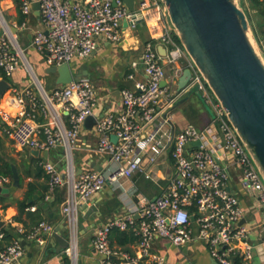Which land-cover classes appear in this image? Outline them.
I'll return each instance as SVG.
<instances>
[{"label":"built area","instance_id":"1","mask_svg":"<svg viewBox=\"0 0 264 264\" xmlns=\"http://www.w3.org/2000/svg\"><path fill=\"white\" fill-rule=\"evenodd\" d=\"M33 2L39 3L40 23L31 32L30 45L43 57L46 67L88 58L97 49L99 39L122 43L125 33L135 31L141 21L154 33L142 45L144 80H136L137 63H131L126 78L133 81V87L119 91L120 111L106 113L90 130H85L84 122L93 115L99 101L97 88L85 77L50 91L42 89L33 77L25 86L12 85L10 80L23 51L17 36L3 26L0 16V73L5 78L0 80L9 83L0 97V135L8 137L20 150L63 149L64 175L51 161L41 164L48 177L44 201L52 200L57 190L66 189L61 212L68 227L69 244L62 255L77 264L78 208L89 205L91 198L105 189L106 180L113 186L120 178L140 175L160 192L154 198L136 194L127 214L94 229L92 247L100 257L99 264H165L163 256L151 252L154 238L175 248L201 242L217 264H250L256 248L250 238L252 230L257 229L262 235L264 246V182L224 110L174 40L161 1L139 0L130 11L124 0H22L25 20L20 30L27 27ZM155 40L170 47L166 57L158 52ZM181 60L185 63L180 68L177 64ZM164 65L170 67V77ZM185 68L190 69L191 78L178 92L177 81ZM192 92L210 109L211 120L201 130L189 124L177 131L172 110ZM38 112L46 122L37 121ZM83 131L98 138L94 147L83 150L89 156L105 159L102 172L87 169L76 173L74 152L81 150ZM111 136L117 138L116 143L111 142ZM191 142L200 145L187 147ZM114 164L118 166L112 168ZM156 166L160 168L157 173ZM232 172L237 173L250 205H245L235 192ZM9 183L8 177L0 176L1 187ZM35 210L30 207L31 212ZM254 212L259 220L250 226L246 221ZM113 229L131 230L138 237L135 255L110 247L109 234ZM18 232L23 233V229ZM54 232V225L41 221L27 235L38 245H45ZM2 239L0 233V242ZM23 255L22 245L13 240L0 249V264H13Z\"/></svg>","mask_w":264,"mask_h":264},{"label":"crops","instance_id":"2","mask_svg":"<svg viewBox=\"0 0 264 264\" xmlns=\"http://www.w3.org/2000/svg\"><path fill=\"white\" fill-rule=\"evenodd\" d=\"M138 2L139 0H135V7ZM0 16L9 26L13 27V25H15L18 28L16 34L17 41L20 49L23 51L21 65H23L24 68L21 67L20 63L17 65L10 83L14 86L21 87L29 84L32 77L38 79L37 76L34 75L35 72H43L46 75L45 68L47 67L44 63L43 57L35 52L30 45L31 32L38 27L40 23L39 17H36L32 13V15L26 19V29L20 30L19 27L24 21L18 24V11L13 0H0ZM152 33L153 31H151L146 23L141 22L138 24L135 31H127L125 33L122 43L113 44L99 39L97 49L91 54V56L84 60H76L78 62L74 60L75 62L70 64L73 70H78L82 65H87L88 67L90 72L89 79L98 90L99 101L97 107L93 111V116L96 119L103 117L108 112L120 111V98L114 94L121 89H129L133 87V81H129L126 78L127 74L131 72V63H137L135 73L136 80H144L141 64L142 45L146 40L152 38V35L154 34ZM155 44L162 57H166L170 51V47L166 44H161L156 40ZM27 49L28 51L30 50L33 52L30 56L32 61L29 58ZM184 63L185 60H181L177 66L181 68ZM26 67L28 70H26ZM33 67L35 72H33ZM164 68L166 69L167 76L170 77L172 73L170 67L164 65ZM27 73H30L31 77H29ZM52 82L53 83L50 84L49 87H42L46 91H50L57 86L55 85V79ZM191 97L192 96H190V98ZM188 98L187 95L179 100L172 110V120L176 130L182 128L184 124H186L182 121V119L186 117V114H184L181 109H183V104L188 101ZM199 104L201 107H199L200 109L197 112V116H195L192 121L190 119V121L193 126L201 130L210 122L211 112L203 101ZM173 115L177 118L179 123L174 121ZM62 118L66 122V117L64 115ZM37 121L39 123H44L46 122V118L38 112ZM97 141L98 138L92 135V133L87 131L81 133L79 143L81 150L74 152L75 157L73 162L77 174L79 173V170L91 169L89 164L92 161L102 167L105 166V159L103 157L98 155L89 156L87 152L83 150L88 146L94 147L97 144ZM0 159L6 161L13 160L14 163H12V165L16 168L20 179L23 180L19 187H14L12 182L9 183L11 184L10 186L9 184L4 185L3 188L8 189V193H1L9 195L10 197L6 199L5 204L7 207L5 209H2L0 206V221L4 222V225L0 229V233L1 231H9L13 240L19 241L24 249L23 257L13 264H64L63 259L67 257L57 255L53 251V246L50 245L51 239H49L45 245H38L35 241L28 238L27 234L33 226L25 215L22 216V222L14 220L18 215L17 202L23 200L27 191L28 183L36 184L39 192L41 194L44 193L43 188L47 184L46 178L43 177L38 180H33L32 178V171H34L36 164L51 161L59 167L61 174L64 175L66 160L63 149L59 148L50 151L47 159L41 156L35 157L32 155V150L17 149L8 137L0 135ZM38 159L41 161L38 162ZM117 166L118 165L114 164L111 167L116 168ZM141 177L142 176L140 175H132L128 178H120L116 185H113L112 187L107 186L102 192L95 194L91 198L89 204L92 202L97 203L100 217L95 213L90 216L89 220H85L78 214L77 238L83 237L90 229L94 230L96 227L111 219L127 214L130 207L135 202L136 194H143L149 198L157 196L160 192L159 188L155 191H148L138 186ZM161 184L164 185L165 183L162 182ZM234 190L240 196L245 205L251 204L246 192L239 183L234 184ZM39 192H35L33 196L37 195L40 198ZM65 193L66 189L64 188L57 190L52 200H49L48 202L44 201V203H47L48 205V211L46 212V210L42 209L43 212L40 213L43 221L51 223L55 228L63 223L65 224L61 212ZM149 194L152 196H149ZM113 199L118 202L119 206L117 208L110 205ZM104 205L110 206L109 208H111V211H109L107 207L105 208ZM48 212L53 213L55 217H61V220L56 219L54 221L50 219ZM258 220L259 215L254 212L250 215L248 222L246 221V223L251 226L252 224H256ZM92 223H94V226L91 225ZM19 228L23 229V233L18 232ZM251 234L254 236L253 243L256 244L252 261L255 262V264H264V246L261 245L262 235L257 229L252 230ZM65 235H68V232L65 233ZM92 239L93 234L88 238H84L80 243H77V264H99L100 257L92 247ZM6 243L7 241L2 239L0 242V249L8 245ZM55 245L57 246V244ZM109 245L116 252L125 253L123 248H128L130 249L131 256L136 254V244L120 246L115 239L111 238L109 240ZM151 252L163 256L165 258V264H216V262L211 259L207 246L201 242H191L186 246L175 248L160 238H154L152 241ZM67 259L69 260V264H71L70 259ZM252 261L250 264H252Z\"/></svg>","mask_w":264,"mask_h":264},{"label":"water","instance_id":"3","mask_svg":"<svg viewBox=\"0 0 264 264\" xmlns=\"http://www.w3.org/2000/svg\"><path fill=\"white\" fill-rule=\"evenodd\" d=\"M160 1L166 9L175 37L224 110L228 122L252 158L264 182V56L240 0ZM124 2L130 11L134 10L135 0ZM31 7L33 15L39 17V3L33 2ZM2 24L10 29L12 35L17 34V28L9 26L4 20ZM45 73L56 77L57 86L90 77L87 65L73 70L69 64H62L45 68ZM190 78L191 71L185 68L177 81L178 92L187 86ZM35 81L43 89L40 82L37 79ZM161 85L164 86V82ZM8 88L9 83L1 79L0 97ZM114 95L120 98L119 91ZM96 121L93 115L89 116L84 122V129L90 130ZM110 140L116 143L117 138L111 136ZM199 145V142H191L187 147ZM48 154V151L32 150L35 157L47 159ZM89 165L91 169L103 171L102 166L93 161ZM11 168L12 185L19 187L18 172L13 165ZM80 173L81 170L78 174ZM107 186L112 187L109 180H106ZM0 193H8V189L0 186ZM38 199L39 197L34 195L28 203ZM40 205L42 209L48 211L47 203ZM78 213L85 220H89L95 213L100 217L97 203L94 202L81 205ZM48 216L54 221L61 220V217H55L51 212H48ZM3 225L4 222L0 221V229ZM91 225L94 226V223ZM67 232L68 227L63 223L55 228L50 238V245L57 255H62L69 244L68 235H65ZM93 232L94 230L90 229L83 237L77 238V243L91 236Z\"/></svg>","mask_w":264,"mask_h":264},{"label":"trees","instance_id":"4","mask_svg":"<svg viewBox=\"0 0 264 264\" xmlns=\"http://www.w3.org/2000/svg\"><path fill=\"white\" fill-rule=\"evenodd\" d=\"M13 1L15 3L17 11H18V24H19L25 20V16L21 13L22 0H13ZM247 1L249 3V7H250V10L252 12V15L247 12L248 19L251 23V27H252V30H253V33H254V36H255L257 42L260 45H262L261 44V42H262L261 38L264 40V0H247ZM174 40L176 41L177 44L180 45L178 39L175 36H174ZM0 78H4L1 73H0ZM193 95H196L198 97L199 101L202 103V99L195 92H192L189 95V98H190V96H193ZM39 161H41V160L38 159V162ZM12 163H14L13 160L6 161V160L0 159V176L8 177L10 179V182H12V168H11ZM32 173H33V175H32L33 180H38V179L43 178V177L46 178V181L48 180V177L45 174L41 164H36L34 171H32ZM22 181L23 180L20 179V184H22ZM10 185L11 184H9V186ZM37 187L38 186L34 183H28L27 191L24 195L23 200L17 202L18 215L15 217V219H14L15 221L22 222V216L23 215L26 216V218L31 222L33 227H35L39 222L43 221L42 217L40 216V213L43 212L40 203H44L45 195H46L47 190H48V185L46 184V186L43 188L44 189L43 194H41L39 192ZM35 192H39L40 198L36 201L31 202V203H27V201L33 197V194ZM9 197H10L9 195H5V194L0 193V206L2 209H5L7 207L5 202H6V199H8ZM110 205H113L114 208H117L119 206L118 202L114 199L111 201ZM32 206L36 207V210L34 212L30 211V207H32ZM104 207L105 208L107 207V209L109 211H111V208H109L110 206L104 205ZM104 207H103V209H104ZM1 233L3 234V240L7 241L6 244H10L11 241H13V237L9 231H1ZM111 238L115 239L120 246H126L128 244H131V245L136 244V242L138 240V237L135 236V234L131 230L121 231L118 229H113L110 232L109 240ZM123 250L125 253L131 255L130 249L123 248ZM63 263L69 264V260L67 258H64Z\"/></svg>","mask_w":264,"mask_h":264},{"label":"rangeland","instance_id":"5","mask_svg":"<svg viewBox=\"0 0 264 264\" xmlns=\"http://www.w3.org/2000/svg\"><path fill=\"white\" fill-rule=\"evenodd\" d=\"M240 5L242 6V8L245 10V12L247 13H250L251 15H252V12H251V10H250V7H249V3H248V1L247 0H240ZM253 17V16H252ZM256 23V22H255ZM261 40H262V42H261V44L262 45H260L259 43H258V45L260 46L259 47V49H260V51H261V53H262V55L264 56V40L261 38ZM27 51H28V49H27ZM33 54V52L32 51H28V55H29V58H30V60L32 61V59H31V55ZM21 58H22V56H20V59H19V63H20V65H21V63H22V60H21ZM76 61V60H75ZM75 61H73V62H75ZM76 62H78V61H76ZM21 67H23V65H21ZM24 68V67H23ZM33 72H35V69H34V67H33ZM27 75L29 76V77H31L30 76V73H27ZM34 75H36L37 76V80L41 83V85L44 87V88H47V87H49L50 86V84H52L53 82V80L55 79L54 77L55 76H51V75H48V74H44L43 72H41V73H37V72H35V74ZM200 101H199V99H198V97L196 96V95H193L191 98H189L188 99V101H186L184 104H183V109H181L182 111H183V113L184 114H186V117H184L183 119H182V121L183 122H185L186 124H184V126L182 127V128H180V129H178L177 131H179V130H181V129H183V128H185L186 126H188L189 124H192V119L195 117V116H197V112H198V110L200 109L199 107H201L200 106ZM198 106V107H197ZM197 108V109H196ZM209 109V108H208ZM210 110V109H209ZM173 119H174V121L176 122V123H179L178 122V120H177V118L173 115ZM190 119H191V121H190ZM191 122V123H190ZM204 127V126H203ZM202 127V128H203ZM199 129V128H198ZM154 170H155V173H157V172H159V170H160V168L158 167V166H156L155 168H154ZM236 174L237 173H235V172H232V175H233V178H234V184L235 183H238L239 181H238V178H237V176H236ZM138 186L139 187H141L142 189H144V190H148V191H155L156 189H157V187L152 183V182H150V181H148V180H145L144 178H142L141 177V179H139V182H138ZM150 189V190H149ZM149 196H152L151 194H149ZM250 238H251V240L253 241V238H254V236L252 235V234H250ZM252 264H255V262H253L252 261Z\"/></svg>","mask_w":264,"mask_h":264}]
</instances>
